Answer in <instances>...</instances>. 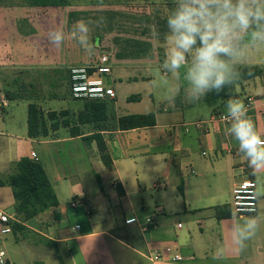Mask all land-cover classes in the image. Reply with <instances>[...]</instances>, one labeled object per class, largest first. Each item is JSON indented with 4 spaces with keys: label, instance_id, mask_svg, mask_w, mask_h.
I'll use <instances>...</instances> for the list:
<instances>
[{
    "label": "crops",
    "instance_id": "obj_1",
    "mask_svg": "<svg viewBox=\"0 0 264 264\" xmlns=\"http://www.w3.org/2000/svg\"><path fill=\"white\" fill-rule=\"evenodd\" d=\"M56 1L43 6L0 0V213L18 221L10 177L31 152L58 202L23 223L33 234L0 235L6 264H264V221L244 253L229 248L224 261L212 259L221 243L227 246V224L237 216L230 204L233 187L245 179L254 180L256 190L264 186V172L253 175L237 142L226 135L230 124L209 122L225 113L229 98H238L264 134V63L253 58L256 52L239 69L236 85L195 104L186 103L181 92L171 106L169 87L182 81L162 85L156 68L165 51L157 33L167 31L174 0ZM99 17L105 25L93 29L92 55L74 40L56 48L47 39L50 29L67 33L76 20ZM102 52L111 55L105 80L114 91L104 102V116L73 100L68 82L70 67ZM32 71L46 83L36 103L25 94L33 87ZM30 105L63 113L55 130L30 136ZM152 112L154 126L118 129L120 117ZM96 135L106 146L109 167L100 159ZM167 189L170 195L160 197ZM146 192L150 199L143 198ZM130 217L137 222L125 224ZM146 218L153 223L145 226ZM155 250L158 260L151 258ZM174 255L181 260L172 261Z\"/></svg>",
    "mask_w": 264,
    "mask_h": 264
},
{
    "label": "clouds",
    "instance_id": "obj_2",
    "mask_svg": "<svg viewBox=\"0 0 264 264\" xmlns=\"http://www.w3.org/2000/svg\"><path fill=\"white\" fill-rule=\"evenodd\" d=\"M167 31L157 41L165 50L156 74L169 85L170 78L181 80L169 87L166 100L174 104L183 92V100L195 104L209 93L219 95L238 83L249 53L264 52V0H174L165 17ZM105 18L78 19L69 32L50 29L47 39L60 48L66 39L74 40L83 51L94 54V28H102ZM225 119L230 126L226 135L238 144L252 174L264 172V134H261L248 114L246 104L229 98ZM258 205H264V186L253 193ZM247 216H234L227 224V246L221 243L212 259L224 261L231 250L242 254L264 221V207H253Z\"/></svg>",
    "mask_w": 264,
    "mask_h": 264
},
{
    "label": "trees",
    "instance_id": "obj_3",
    "mask_svg": "<svg viewBox=\"0 0 264 264\" xmlns=\"http://www.w3.org/2000/svg\"><path fill=\"white\" fill-rule=\"evenodd\" d=\"M31 1L34 5H57L56 0ZM58 3L60 2L58 1ZM104 102L84 101L83 103L89 111H97L104 116L106 112ZM28 111L29 135L33 137H43L48 134L49 130H55L52 125L57 126L59 116L63 115V113L55 112L44 113L36 105H30ZM47 123L49 126H47ZM117 125L121 131L154 126L155 115L153 112L144 115H126L118 119ZM40 130L44 132L39 134ZM94 138L101 161L109 167L111 160L103 140L98 135ZM10 185L14 199L15 217L18 220L11 223V230L12 233H19L24 238L25 235L33 233L26 229L23 223L48 208L57 207L58 202L41 164L32 157H23L17 162V172L10 177Z\"/></svg>",
    "mask_w": 264,
    "mask_h": 264
},
{
    "label": "built area",
    "instance_id": "obj_4",
    "mask_svg": "<svg viewBox=\"0 0 264 264\" xmlns=\"http://www.w3.org/2000/svg\"><path fill=\"white\" fill-rule=\"evenodd\" d=\"M110 56L107 52H102L88 64L72 66L68 70V82L70 97L74 100L87 102H104L114 97L112 87L108 86L105 77L110 75ZM249 101V100H248ZM248 110L249 105L245 103ZM210 123H229L225 119V113H219L209 120ZM200 123H198L197 126ZM31 157L36 160L35 153L31 152ZM256 191L254 180L245 179L237 183L231 193V208L235 215L247 216L251 213L249 209L257 207V202L254 200L253 193ZM70 206L75 207V203H70ZM11 222L7 215L0 213V235H5L11 231ZM125 224L136 223L135 217H130L124 220ZM153 223L151 218L145 219V226ZM180 225H178L179 227ZM78 226H76L77 228ZM168 250V249H167ZM156 251V250H155ZM154 251L151 256L153 260L159 259V252ZM179 255H174L172 261H180ZM7 258L4 250H0V264H6Z\"/></svg>",
    "mask_w": 264,
    "mask_h": 264
},
{
    "label": "rangeland",
    "instance_id": "obj_5",
    "mask_svg": "<svg viewBox=\"0 0 264 264\" xmlns=\"http://www.w3.org/2000/svg\"><path fill=\"white\" fill-rule=\"evenodd\" d=\"M118 46H119V44H118ZM256 51H252L251 52V54L252 53H255ZM110 57H111V55H110ZM253 58H258L257 60H259V61H261L262 63H264V52H256V54H255V56L253 57ZM110 61H112V59L110 60ZM248 64V63H247ZM33 73H30V74H28V75H30V77L31 78H33V80H34V82H33V87H31V88H28V91H26L25 92V94H29L30 96H28V98H30L31 100H32V102H34V103H36V102H38V101H36V99H35V97H39V95H41L42 94V91L43 92H45V87L44 88H42V86H41V83H43L42 85H46V83H45V81H43L42 79H44V75H41L42 73H36V72H34V71H32ZM159 81L162 83V77H160L159 76ZM174 82V78H170V80H169V84H174L173 83ZM40 84V85H39ZM39 85V86H38ZM162 85H164L163 83H162ZM63 87H62V89H63V91H65V92H68V90H67V88L65 87V84H64V82H63V85H62ZM41 89V90H40ZM36 90L38 91V92H36ZM36 93L38 94V95H36ZM67 95H68V93H66ZM74 100V99H73ZM77 101H79V100H77ZM170 105L172 106L173 104L172 103H170ZM168 107V106H167ZM4 111H6V110H4ZM2 111H0V113H1ZM44 131H42V130H40L39 131V134H42ZM170 193H171V191H170V189H167V192L164 194V193H160L159 194V196L160 197H168L169 195H170ZM148 198V199H150V194L148 193V192H146V194L143 196V198ZM166 211V210H165ZM166 212H169V211H166ZM21 235V234H20ZM26 236V235H25Z\"/></svg>",
    "mask_w": 264,
    "mask_h": 264
}]
</instances>
